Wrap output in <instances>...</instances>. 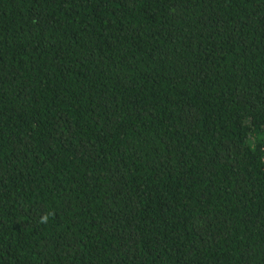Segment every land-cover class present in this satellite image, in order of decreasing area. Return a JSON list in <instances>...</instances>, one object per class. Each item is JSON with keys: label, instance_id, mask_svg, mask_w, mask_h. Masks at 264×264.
I'll return each mask as SVG.
<instances>
[{"label": "trees", "instance_id": "trees-1", "mask_svg": "<svg viewBox=\"0 0 264 264\" xmlns=\"http://www.w3.org/2000/svg\"><path fill=\"white\" fill-rule=\"evenodd\" d=\"M0 264H264V0H0Z\"/></svg>", "mask_w": 264, "mask_h": 264}]
</instances>
